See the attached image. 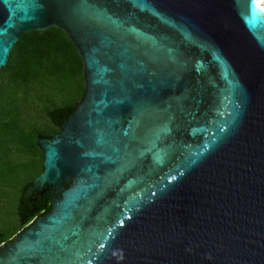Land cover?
<instances>
[{
    "label": "water",
    "instance_id": "obj_1",
    "mask_svg": "<svg viewBox=\"0 0 264 264\" xmlns=\"http://www.w3.org/2000/svg\"><path fill=\"white\" fill-rule=\"evenodd\" d=\"M257 1L0 0V70L55 26L85 78L60 131L37 137L33 187L61 198L0 264H264Z\"/></svg>",
    "mask_w": 264,
    "mask_h": 264
},
{
    "label": "trees",
    "instance_id": "obj_2",
    "mask_svg": "<svg viewBox=\"0 0 264 264\" xmlns=\"http://www.w3.org/2000/svg\"><path fill=\"white\" fill-rule=\"evenodd\" d=\"M83 68L68 34L51 26L23 34L0 70V203L19 192L17 208L8 206L11 220L2 224L0 215V245L51 209L47 197L26 201L23 191L43 170L37 137L60 131L84 94Z\"/></svg>",
    "mask_w": 264,
    "mask_h": 264
},
{
    "label": "flooded vegetation",
    "instance_id": "obj_3",
    "mask_svg": "<svg viewBox=\"0 0 264 264\" xmlns=\"http://www.w3.org/2000/svg\"><path fill=\"white\" fill-rule=\"evenodd\" d=\"M62 124V123H61ZM60 124V125H61ZM59 132V131H58ZM57 132V133H58ZM55 134V133H54ZM53 135V134H52ZM51 135V136H52ZM43 171V170H42ZM42 173V172H41ZM40 173V174H41ZM39 174V175H40ZM71 185V182L68 181L66 183V188H68L69 186ZM61 194H62V190L61 191H55L53 189H50L48 191H45L43 194H38L36 192V189L33 187V182L30 183V184H27L25 185V188H24V191H23V200H26V201H31V200H34L36 201L38 199V197H47L48 199H50L52 201V203L55 201V200H58L61 198ZM37 219V218H36ZM35 219L33 221H31L29 224H31L32 222H34ZM28 224V225H29ZM27 225V226H28Z\"/></svg>",
    "mask_w": 264,
    "mask_h": 264
},
{
    "label": "rangeland",
    "instance_id": "obj_4",
    "mask_svg": "<svg viewBox=\"0 0 264 264\" xmlns=\"http://www.w3.org/2000/svg\"><path fill=\"white\" fill-rule=\"evenodd\" d=\"M263 7H264V2H263ZM17 186H19V187H21V185L19 184V185H17ZM4 195V194H3ZM18 196H19V192L17 193H15V194H12V195H10L9 197H8V199H7V197L6 196H4V202L3 203H0V215H1V217L3 218V219H5V220H2L1 221V223L3 224L4 222H6L7 220L9 221V220H11V218H9L7 215H8V213H13V210L14 209H11V208H9L8 206H13V205H15V207L17 208V203H18ZM13 203V204H12ZM13 218V217H12ZM13 222H14V224H17L18 223V221L16 220V219H14V220H12ZM4 232L5 233H7L8 232V230L7 229H4ZM20 232V231H19Z\"/></svg>",
    "mask_w": 264,
    "mask_h": 264
},
{
    "label": "bare ground",
    "instance_id": "obj_5",
    "mask_svg": "<svg viewBox=\"0 0 264 264\" xmlns=\"http://www.w3.org/2000/svg\"><path fill=\"white\" fill-rule=\"evenodd\" d=\"M263 2L264 0H258L256 3L264 11Z\"/></svg>",
    "mask_w": 264,
    "mask_h": 264
}]
</instances>
